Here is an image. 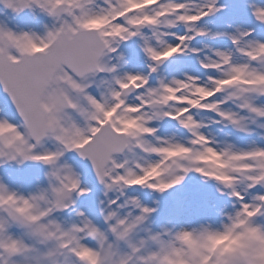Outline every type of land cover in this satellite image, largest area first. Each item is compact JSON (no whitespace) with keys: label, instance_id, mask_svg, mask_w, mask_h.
<instances>
[{"label":"snow or ice","instance_id":"1","mask_svg":"<svg viewBox=\"0 0 264 264\" xmlns=\"http://www.w3.org/2000/svg\"><path fill=\"white\" fill-rule=\"evenodd\" d=\"M217 2L0 0L13 17L28 12L35 19L39 13L52 21L39 34L0 23V88L21 121L0 119V165L28 162L45 169L44 183L27 193L0 181V264H167L172 256L183 264H264V224L257 223L264 217V147L219 146L201 132L206 125L193 114L214 113L219 119L213 123L245 133L247 122L264 120V104L257 103L264 98V43L249 39L252 31L219 33L234 51H215V59L199 61L216 76L160 77L155 85L149 80L171 58L199 55L189 45L209 35L198 25L222 10ZM249 8L264 25V5ZM178 26L184 34L169 31ZM134 38L141 41L147 75H114L116 65L102 58L122 60L119 46ZM30 47L40 51L29 55ZM234 53L242 62H234ZM100 73L111 75V86L98 99L87 90L89 75ZM163 119L176 122L189 139L157 137L152 123ZM67 154L89 162L103 190V229L76 209L90 190L68 165ZM213 158L219 173L210 166ZM188 173L214 181L234 201L219 229L152 234L142 225L155 210L135 198L121 200L133 187L163 193ZM61 213L76 219L59 221ZM142 231L144 238L136 239ZM187 235L194 243L186 248ZM221 238L233 239L235 246H207Z\"/></svg>","mask_w":264,"mask_h":264},{"label":"rangeland","instance_id":"2","mask_svg":"<svg viewBox=\"0 0 264 264\" xmlns=\"http://www.w3.org/2000/svg\"><path fill=\"white\" fill-rule=\"evenodd\" d=\"M178 2H180V0H178ZM196 2H201V0H196ZM252 3L264 5V2L259 0H232L225 6L217 5V7L222 10L214 15L211 21L203 27L207 30L210 29L211 34L208 31L209 35L202 37V39L211 38L215 43V46L211 45L210 50L212 53L215 51H228V47H218V43L220 40H230L227 39L226 36L216 34H233L237 29L241 31H252V34L263 35L261 38H257L253 35L249 37V39L264 43V25L255 22L252 15H250L249 5ZM235 13L243 15L245 19L235 17ZM0 23L7 24L9 28L16 25L24 30L32 28L39 34L43 31V25L50 26L52 21L50 18L39 13L35 14V19H33L28 12H25L21 17H13L0 6ZM200 26L202 27V25ZM180 27L181 26H178L169 31L180 35ZM168 42L173 44L177 43L172 37L168 38ZM140 43L141 41L139 38H135L133 44L125 45L124 47L125 52L129 51L130 53L132 48L134 49V57L128 59V70H126V58L123 54L124 67L122 69H119V65L116 64L115 58L112 56L105 57L103 62L108 63L109 66L116 65L117 72L114 75L117 76H122L124 74L146 75L147 62L139 47ZM119 47H121V45ZM189 47L192 48L190 45ZM182 56L186 57L189 56V54ZM179 61L180 59H177V56L173 57V60H171V62H173L172 65L168 66L166 69H160L159 73L156 74L157 79L160 77L167 80L174 78L182 79L185 75H192L198 76L201 81H204L206 77L209 76L203 70L191 69L190 65H185L184 63L178 64ZM234 62H242V58L238 54H235ZM130 64H133L131 68ZM88 82L91 83L92 86L87 91L89 94L99 99L100 95L106 93L111 86V75L107 73L91 75L88 78ZM155 83L156 82L152 83V85H155ZM134 96L133 98H129L130 102H134ZM257 103L264 104V98L258 100ZM1 107L4 106L0 102V119H7L9 123L13 124L21 123L13 114H9L8 116L2 115ZM224 107L236 111V108L231 104H226ZM193 114L197 121L206 125V127L201 129V132L210 139H213L219 146L230 144L236 149H248L254 145L264 147V128L259 127V125L264 124V120H257L255 123H251L250 121L247 122L248 131L245 133L237 131L231 126L225 127L222 123H213V121L219 119L214 113L194 112ZM241 115H245V113H241ZM76 118L77 120L79 119L78 117ZM174 125L178 124L168 119L154 121L152 123V126L158 129L156 133L157 137L175 139L179 142L187 141V139H189L188 134L180 132ZM47 146L48 145H46V147ZM137 155H140V153H137ZM147 158L150 160L156 159L154 156ZM65 159L68 165L79 175L82 186L90 190L87 195L79 198L76 203V209L84 212L88 219L99 228L103 229L105 225L100 216L99 209L102 207L100 201L105 198L101 186H99V188H94L91 183L85 179L87 171L79 159L71 154H67ZM44 171L45 169L42 166L29 168L25 163L19 166L14 162L4 163L0 165V181L13 190L27 193L33 190L38 184L42 185L44 183ZM222 191L226 193V190L222 189V187L214 181L205 180L196 173H188L180 184L163 193L153 192L146 188L133 187L126 190L125 196L121 197V200L125 198H135L142 206L155 210L148 216L147 220L142 225V228L152 234L164 232L174 233L181 228L192 229L198 228L201 225L209 226L212 229H219L225 222L226 214L233 211L232 205L234 203L227 194L221 195ZM255 191H260V189H256ZM193 193H195V195ZM109 196L112 197L113 194L110 193ZM133 214H138V211ZM57 215L58 220L63 222L70 223L76 219L74 215H70L69 213ZM257 223L264 224V217L260 218ZM144 235L145 233L142 231L136 239L144 238Z\"/></svg>","mask_w":264,"mask_h":264},{"label":"clouds","instance_id":"3","mask_svg":"<svg viewBox=\"0 0 264 264\" xmlns=\"http://www.w3.org/2000/svg\"><path fill=\"white\" fill-rule=\"evenodd\" d=\"M88 26L92 27L94 25L90 23ZM38 51H40V49L31 48V47L27 49V52H28L29 55L35 54ZM210 166H214L213 170L216 171L217 173H219L220 167L217 165V162H216L215 158L212 159V164ZM157 193H160V192H157ZM203 229H209L211 231L217 230V229H212L209 226L201 225L198 228H192V229L181 228L178 231H175L173 234H175L176 232H186V233H189V234H191V233H199ZM162 239H168V237L167 236H162ZM193 243H194V237L193 236L187 235V236L184 237L183 244H184V246L186 248L188 246H191ZM235 243L236 242L233 239H231V238H221V239H213V240L207 241V246L208 247H214L216 245H225L227 247H234ZM176 246L180 247V242H177ZM167 264H183V258L178 257V256H172L167 261Z\"/></svg>","mask_w":264,"mask_h":264},{"label":"flooded vegetation","instance_id":"4","mask_svg":"<svg viewBox=\"0 0 264 264\" xmlns=\"http://www.w3.org/2000/svg\"><path fill=\"white\" fill-rule=\"evenodd\" d=\"M211 21V18H210V20L208 21V22H210ZM207 22V23H208ZM227 41L226 40H222V43H218V47H227V43H226ZM130 43H132V40L131 41H128V42H126V43H122L121 44V47H119V49H118V53H117V56H119V55H121V54H123V52H124V48L123 47H125V45L126 44H130ZM200 44H197V49H199L200 50V52H199V55H196L197 56V59H198V65L196 64V66L197 67H195L194 69H199V70H202L201 68H200V65H199V61H202V60H204V57L205 56H207V57H209L210 59H215V57L213 56V53L212 52H209L206 48H202V44H209V45H214L215 43L213 42V41H211L210 39H207V40H205V43H201V41L199 42ZM215 46V45H214ZM129 54H131V57H132V53H129V52H125L124 53V57L125 58H127L128 59V55ZM127 59H125V61H126V70L128 69V67H127V65H128V60ZM115 61H116V64H118L119 65V69H122L123 67H124V61H123V59L122 60H117L116 58H115ZM133 66V64H130V68ZM204 71V70H203ZM206 74H208L209 76L210 75H212V76H216L217 74L215 73V72H206ZM90 77V76H89ZM202 79H204V78H202ZM134 95V94H133ZM133 95L131 96V98H133ZM215 99V98H214Z\"/></svg>","mask_w":264,"mask_h":264},{"label":"water","instance_id":"5","mask_svg":"<svg viewBox=\"0 0 264 264\" xmlns=\"http://www.w3.org/2000/svg\"><path fill=\"white\" fill-rule=\"evenodd\" d=\"M208 18V17H207ZM206 19V18H205ZM0 101L5 105V107H6V109L7 110H9V111H11V112H13V113H15L16 114V112H15V109H14V107L12 106V104H11V102H10V100H9V98L7 97V95L3 92V89L2 88H0ZM17 115V114H16ZM18 116V115H17ZM18 118H19V116H18ZM20 119V118H19ZM76 156V155H75ZM77 157V156H76ZM78 158V157H77ZM81 160V159H80ZM82 161V160H81ZM83 163H84V165H85V167H86V169H87V171H88V177H89V179L91 180V182L93 183V184H95V185H97L98 186V183H97V181H96V179H95V176H94V174H93V172H92V169H91V166H90V164H89V162H87V161H82ZM28 167H35V166H39V165H37V164H33V163H28V162H26L25 163Z\"/></svg>","mask_w":264,"mask_h":264},{"label":"bare ground","instance_id":"6","mask_svg":"<svg viewBox=\"0 0 264 264\" xmlns=\"http://www.w3.org/2000/svg\"><path fill=\"white\" fill-rule=\"evenodd\" d=\"M253 35H254V34H253ZM253 35H252V36H253Z\"/></svg>","mask_w":264,"mask_h":264}]
</instances>
